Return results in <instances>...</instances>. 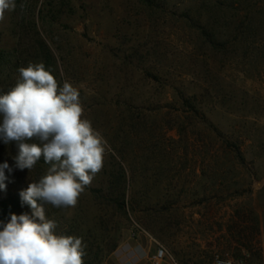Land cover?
I'll list each match as a JSON object with an SVG mask.
<instances>
[{
	"label": "rangeland",
	"instance_id": "obj_1",
	"mask_svg": "<svg viewBox=\"0 0 264 264\" xmlns=\"http://www.w3.org/2000/svg\"><path fill=\"white\" fill-rule=\"evenodd\" d=\"M15 4L0 94L42 62L110 146L75 207L44 205L57 234L82 238L84 264H156L160 249L159 264H264V0ZM16 155L0 140L3 201L49 167Z\"/></svg>",
	"mask_w": 264,
	"mask_h": 264
},
{
	"label": "clouds",
	"instance_id": "obj_2",
	"mask_svg": "<svg viewBox=\"0 0 264 264\" xmlns=\"http://www.w3.org/2000/svg\"><path fill=\"white\" fill-rule=\"evenodd\" d=\"M15 7V0H0V21ZM18 72L15 85L0 94V140L15 142L16 168L30 171L41 158L49 167L19 193L31 214L0 221V264H84L82 238L57 234L44 205L75 207L110 146L84 117L80 93L69 81L61 86L42 62ZM6 169L12 171L7 162L0 164V189H6Z\"/></svg>",
	"mask_w": 264,
	"mask_h": 264
},
{
	"label": "trees",
	"instance_id": "obj_3",
	"mask_svg": "<svg viewBox=\"0 0 264 264\" xmlns=\"http://www.w3.org/2000/svg\"><path fill=\"white\" fill-rule=\"evenodd\" d=\"M30 206L23 204L19 196L8 199L7 201L0 200V219L6 220L11 217V214H16L17 210L22 209L24 213Z\"/></svg>",
	"mask_w": 264,
	"mask_h": 264
},
{
	"label": "built area",
	"instance_id": "obj_4",
	"mask_svg": "<svg viewBox=\"0 0 264 264\" xmlns=\"http://www.w3.org/2000/svg\"><path fill=\"white\" fill-rule=\"evenodd\" d=\"M164 254H165L164 250L162 249L158 250V252L155 255V258H153L156 264H159L162 261V259L165 256ZM222 264H230V263H222Z\"/></svg>",
	"mask_w": 264,
	"mask_h": 264
}]
</instances>
